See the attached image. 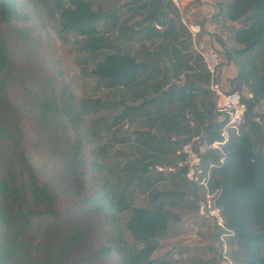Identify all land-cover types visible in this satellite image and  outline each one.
<instances>
[{"label":"trees","instance_id":"trees-1","mask_svg":"<svg viewBox=\"0 0 264 264\" xmlns=\"http://www.w3.org/2000/svg\"><path fill=\"white\" fill-rule=\"evenodd\" d=\"M111 1L24 0L87 54L84 61L93 66L95 80L92 100L74 98L68 85L60 88L38 58L31 61L34 89L26 88L38 102L16 101L14 87H25L28 78L20 77L13 53L33 44L7 41L0 33V264H174L170 257L153 255L172 223L182 219L175 208L196 212L202 201L203 192L188 183L178 162L186 142L197 135L213 141L225 123L218 119L203 58L172 0ZM217 16L224 22L245 18L250 26L242 47L222 44L228 58L239 57L234 89L245 85L251 95H243L247 113L240 134L231 135L224 154L209 152L204 164L215 163L210 190L231 230L232 264H264V116L256 111L264 99V0H231L220 5ZM19 19L18 0H0V21ZM228 29L235 32L238 26ZM17 31L26 35L23 42L32 36L30 29ZM26 113L47 132L48 150L54 165L61 164L58 174L66 188L86 191L90 210L113 225L93 255L80 253L81 238L65 231L54 183L40 180L27 155ZM87 114L96 116L83 125ZM130 124L131 133L122 131ZM102 131L110 134L105 142L85 141ZM156 164L176 169L157 171ZM96 172L103 178L99 186ZM137 192L144 199L138 201Z\"/></svg>","mask_w":264,"mask_h":264},{"label":"rangeland","instance_id":"rangeland-1","mask_svg":"<svg viewBox=\"0 0 264 264\" xmlns=\"http://www.w3.org/2000/svg\"><path fill=\"white\" fill-rule=\"evenodd\" d=\"M125 2L126 0H113L110 5L113 3L121 5ZM18 7L20 10L19 20L0 21V33L7 41H18L22 45L29 42L33 44V46L25 49L20 48L13 53L15 64L21 70L20 77L24 78L26 75L28 78L25 81V87H14L13 96L16 101L23 99L27 106L35 105V100L38 102L36 97L34 100L29 97L26 89H34L35 83L33 82L37 73H35L36 68L31 64V61H37L38 58H41L46 73L50 71L55 74L60 88L68 85L69 93L74 98L85 97L92 100V97L96 96V92H93L95 80L90 74L93 66L84 61L88 57L87 54L79 51L72 39L65 40L57 32L56 22L49 20L47 16L40 15L33 5H26L24 0H18ZM18 27L31 30L32 36L27 42H23L26 35L18 33ZM29 50H34L36 55L31 57L27 52ZM99 95L103 99L107 98V93L104 90H101ZM95 116V114L85 115L83 125L89 124L90 119ZM34 117L32 113H26L22 119V143L27 147V155L35 169L38 170L40 180L54 183L52 190L58 196L57 209L61 213L60 222L64 224L65 231L81 238L80 253L93 255L99 244L106 243L108 237L113 233V225L105 222L98 214L90 210V206L84 201L86 191L78 187L66 188L67 182L64 179L61 180L62 177L58 174V167L61 164L54 165V160L48 150L47 132L34 120ZM133 129L134 126L130 124L129 128L123 127L122 131L131 133ZM109 135L102 131L98 137L85 138V141L93 146L108 140ZM127 149L134 152L132 147H127ZM88 177L91 178L90 175ZM96 177L99 186L103 178L101 174L98 175V172H96ZM94 182L92 176V187ZM188 197L187 199H189ZM142 199H144L142 193L137 192V200L141 201ZM175 209L182 215V219L172 223L171 230L166 238L161 240L160 248L153 256L170 257L174 264H227L223 250L228 251L226 253L229 258L235 250V245L229 243V234L223 237L226 242L225 248V244L221 240V234L225 231L221 230L214 221L200 215L198 210L193 212L189 208L181 210L180 207H177ZM170 246L173 248L172 250Z\"/></svg>","mask_w":264,"mask_h":264},{"label":"built area","instance_id":"built-area-1","mask_svg":"<svg viewBox=\"0 0 264 264\" xmlns=\"http://www.w3.org/2000/svg\"><path fill=\"white\" fill-rule=\"evenodd\" d=\"M179 9L180 13H184V0H172ZM193 41L196 40L200 30V25L189 23L187 24ZM201 54L205 66L210 74L209 88L214 96L215 109L223 114L225 123L220 129V137L209 141L203 138L202 135L194 136L190 141L186 142L181 150L183 159L178 162L179 167L185 168V178L190 185H196L203 192V198L198 208V213L206 218L211 219L223 231L221 240L223 244L226 242L224 236L229 234L231 230L226 227L221 208L216 204V192L210 190L211 169L215 163L204 164L205 156L212 151H219L224 154V145L230 140L231 135H239L241 127L245 121L247 113V104L244 101L243 93L237 89L225 90L218 79V71L221 65V56L216 49H197ZM257 121H261L260 117H256ZM224 158L221 157L220 161ZM151 167V166H150ZM157 171H173L174 166H166L156 164L153 167ZM228 232V233H226ZM170 249L173 248L170 246ZM224 257L227 259V264H232L231 259L227 255V250L224 249Z\"/></svg>","mask_w":264,"mask_h":264},{"label":"crops","instance_id":"crops-1","mask_svg":"<svg viewBox=\"0 0 264 264\" xmlns=\"http://www.w3.org/2000/svg\"><path fill=\"white\" fill-rule=\"evenodd\" d=\"M230 1L231 0H184V13L181 14V20L184 24L189 25V23H193L200 25V30L194 41L195 49L204 50L213 48L220 54L221 65L218 71V79L225 90H232L237 85V75L240 67L238 65L239 57L233 55L231 59L228 58L225 52V46L222 43H225L227 47L240 48L247 38L244 35L245 32L250 30V26L244 25L245 18L235 20H230L228 18V21L224 22V20L217 16L220 5ZM223 7L225 8V5ZM233 24L238 26L235 32H231L228 29V26ZM257 30L256 28V31ZM179 83V85L183 84V82ZM241 92L246 97L251 95L245 85H241ZM256 111L264 116V99L261 100V103L256 107ZM218 119H224L223 114L220 113ZM262 121L263 122L260 123L264 125V118Z\"/></svg>","mask_w":264,"mask_h":264},{"label":"water","instance_id":"water-1","mask_svg":"<svg viewBox=\"0 0 264 264\" xmlns=\"http://www.w3.org/2000/svg\"><path fill=\"white\" fill-rule=\"evenodd\" d=\"M173 83H178V82L174 80V81L172 82V84H173ZM179 84H180V83H179Z\"/></svg>","mask_w":264,"mask_h":264}]
</instances>
